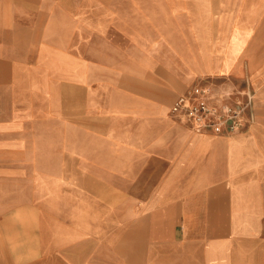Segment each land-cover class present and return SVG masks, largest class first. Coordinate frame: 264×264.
Masks as SVG:
<instances>
[{"label":"crops","instance_id":"1","mask_svg":"<svg viewBox=\"0 0 264 264\" xmlns=\"http://www.w3.org/2000/svg\"><path fill=\"white\" fill-rule=\"evenodd\" d=\"M166 1L0 0V264H264V0ZM195 86L240 128L172 116Z\"/></svg>","mask_w":264,"mask_h":264},{"label":"built area","instance_id":"2","mask_svg":"<svg viewBox=\"0 0 264 264\" xmlns=\"http://www.w3.org/2000/svg\"><path fill=\"white\" fill-rule=\"evenodd\" d=\"M249 105L250 99L247 105L232 107L212 95L210 89L195 86L178 95L169 112L178 119L191 122L198 131L227 133L240 128Z\"/></svg>","mask_w":264,"mask_h":264},{"label":"rangeland","instance_id":"3","mask_svg":"<svg viewBox=\"0 0 264 264\" xmlns=\"http://www.w3.org/2000/svg\"><path fill=\"white\" fill-rule=\"evenodd\" d=\"M168 2V0L166 1ZM118 3H125V0H118ZM155 4V3H158V0H134V4ZM180 3L181 5H187L189 7L190 5V0H180ZM238 3V0H192V8L191 10L195 13H197V16L198 15H202V19H205V20H208V19H211L213 20V23H214V26H215V31L214 33H219L221 32V23L222 21H227V20H232L234 19V17L238 14V12L236 11L237 10V4ZM233 5H236L235 7H233ZM234 9V10H233ZM229 10H233V11H229ZM207 11H210L212 13V16H211V13H207ZM135 13L139 14L140 13L137 11H135ZM169 19V17L167 16V20ZM171 20V19H169ZM183 20L185 21H188L189 20V17H188V13L186 14V16L183 18ZM32 131H35L34 129L31 128ZM3 142H6V152H9V149H13L14 147V144H13V141H3ZM24 142H28V141H25L23 140V145H22V148L24 146ZM33 142H36V143H39V146H41V142L42 141H33ZM3 147V145H2ZM24 149V148H23ZM39 154H38V163L37 164H47V163H51L52 160L49 156H45V155H42L40 153V151H38ZM6 158V163H10L12 160H14V157L13 155H7L5 156ZM22 160H21V163H22V167H29L31 164H36V159L37 157L36 156H25L23 155L22 157ZM29 159L31 160V164L29 162ZM63 174V173H62ZM67 174V173H66ZM23 209H19L16 211V214L17 215H20V213L22 212ZM27 211H25L26 213Z\"/></svg>","mask_w":264,"mask_h":264}]
</instances>
